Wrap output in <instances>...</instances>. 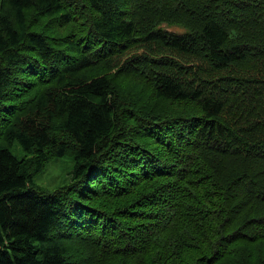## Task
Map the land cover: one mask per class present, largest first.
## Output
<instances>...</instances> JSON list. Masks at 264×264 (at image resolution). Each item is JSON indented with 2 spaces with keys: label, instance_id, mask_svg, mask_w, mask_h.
Listing matches in <instances>:
<instances>
[{
  "label": "trees",
  "instance_id": "1",
  "mask_svg": "<svg viewBox=\"0 0 264 264\" xmlns=\"http://www.w3.org/2000/svg\"><path fill=\"white\" fill-rule=\"evenodd\" d=\"M0 264H264V0H0Z\"/></svg>",
  "mask_w": 264,
  "mask_h": 264
},
{
  "label": "rangeland",
  "instance_id": "2",
  "mask_svg": "<svg viewBox=\"0 0 264 264\" xmlns=\"http://www.w3.org/2000/svg\"><path fill=\"white\" fill-rule=\"evenodd\" d=\"M71 163V159L67 156L51 160L45 169L35 177V182L48 188L59 185L62 182L63 174Z\"/></svg>",
  "mask_w": 264,
  "mask_h": 264
},
{
  "label": "bare ground",
  "instance_id": "3",
  "mask_svg": "<svg viewBox=\"0 0 264 264\" xmlns=\"http://www.w3.org/2000/svg\"><path fill=\"white\" fill-rule=\"evenodd\" d=\"M15 109V108H14ZM6 112V111H5ZM8 112V111H7ZM12 114V113H11Z\"/></svg>",
  "mask_w": 264,
  "mask_h": 264
}]
</instances>
